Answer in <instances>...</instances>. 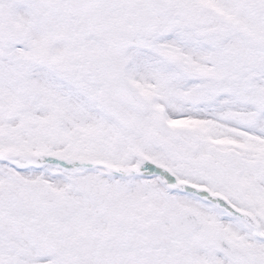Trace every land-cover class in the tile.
Returning a JSON list of instances; mask_svg holds the SVG:
<instances>
[{"label": "snow or ice", "instance_id": "obj_1", "mask_svg": "<svg viewBox=\"0 0 264 264\" xmlns=\"http://www.w3.org/2000/svg\"><path fill=\"white\" fill-rule=\"evenodd\" d=\"M0 264H264V0H0Z\"/></svg>", "mask_w": 264, "mask_h": 264}]
</instances>
